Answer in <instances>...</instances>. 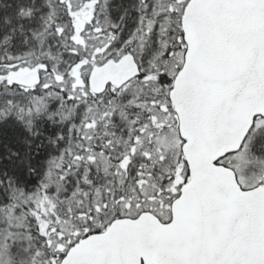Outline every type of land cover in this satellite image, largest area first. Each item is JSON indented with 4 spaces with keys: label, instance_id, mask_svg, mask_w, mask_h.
Wrapping results in <instances>:
<instances>
[{
    "label": "snow or ice",
    "instance_id": "snow-or-ice-1",
    "mask_svg": "<svg viewBox=\"0 0 264 264\" xmlns=\"http://www.w3.org/2000/svg\"><path fill=\"white\" fill-rule=\"evenodd\" d=\"M0 264H264V0H0Z\"/></svg>",
    "mask_w": 264,
    "mask_h": 264
}]
</instances>
